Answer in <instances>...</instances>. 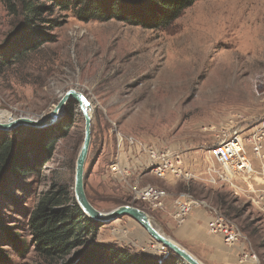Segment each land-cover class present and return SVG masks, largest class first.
<instances>
[{"label":"rangeland","instance_id":"374dc122","mask_svg":"<svg viewBox=\"0 0 264 264\" xmlns=\"http://www.w3.org/2000/svg\"><path fill=\"white\" fill-rule=\"evenodd\" d=\"M51 16L62 22L53 31L54 41L15 64L1 67L0 110L13 116H45L68 89L82 92L92 105L84 186L96 209L108 212L119 205L136 206L150 216L157 230L200 262L216 264L207 259V251L190 230L184 231L187 216L183 221L174 216L173 201L184 193L214 207L233 222L245 239L238 244L243 256L254 250L255 258L264 264V215L240 195L235 181L241 176L214 183L206 180L209 165L221 171L210 161L209 150L218 134H250L253 130L264 135V0H198L170 26L156 30L114 19L79 21L70 10H57ZM15 24L5 0H0V47ZM70 105L71 118L65 109L63 117L50 126L68 127L65 136L58 138L54 154L40 176L31 175L17 180L11 188L0 189L3 227H9L27 243L30 237L24 208L32 205L28 197L34 191L48 190L52 183L74 195L75 161L83 141L84 120L77 102L71 100ZM117 132L156 148L180 152L183 168L193 170L194 178L184 181L167 177L171 183L154 178L147 169H140L137 157L123 159L117 147ZM118 159V164L131 170L124 179L110 170ZM249 161L252 168L256 164L262 178V161L250 152ZM260 182L264 186L263 178ZM150 184L168 193L161 206L134 199V188ZM17 185L23 192L16 189ZM241 190L253 193V185ZM206 229L221 238L207 225ZM2 235L0 232V248L8 251L9 264L39 263L31 247L25 255L17 256ZM93 243L125 248L168 264L182 261L128 216L102 225L96 239H88L86 246Z\"/></svg>","mask_w":264,"mask_h":264},{"label":"trees","instance_id":"16d2710c","mask_svg":"<svg viewBox=\"0 0 264 264\" xmlns=\"http://www.w3.org/2000/svg\"><path fill=\"white\" fill-rule=\"evenodd\" d=\"M196 1L5 0L6 9L16 19V24L0 47V70L54 41L53 31L62 25L58 18L51 16L57 10H70L79 21L114 19L156 30L170 26ZM66 110L71 118L73 108L70 101ZM67 127L66 124H57L53 128L17 127L0 131V189L11 188L17 180H25L31 175L40 176L54 154L58 138L65 136ZM16 189L20 191L22 188L17 185ZM28 198L32 205L24 208L27 210L24 220L29 243L12 233L9 227H3L0 217L2 237L9 240L17 256L25 255L31 247L37 264H168L166 260L155 261L114 245L93 243L86 246L88 239H96L104 223L87 217L64 186L52 183L48 190L34 191ZM9 263L8 251L0 248V264ZM172 264H177V260Z\"/></svg>","mask_w":264,"mask_h":264},{"label":"built area","instance_id":"2783aa9c","mask_svg":"<svg viewBox=\"0 0 264 264\" xmlns=\"http://www.w3.org/2000/svg\"><path fill=\"white\" fill-rule=\"evenodd\" d=\"M259 130V129H257ZM117 139V147L123 159L137 157L140 160L141 170L147 169L149 174L156 179H166L167 177H175L180 180L188 181L194 178L193 170H186L183 167L180 152L167 149L165 147L156 148L153 144H147L133 136L122 135L120 132L115 133ZM264 135L259 131H251L250 134L234 131L226 133L223 131L218 134L212 141L210 146V161L216 163L221 171L216 170V166H208L206 169L207 182L214 183L216 181H224L227 177L243 176L251 167L249 161V152L262 161L263 181H264V153L262 151ZM250 145L251 149H248ZM114 163L110 166L113 175L127 177L131 170L127 166ZM125 161V160H124ZM139 167V166H138ZM215 168V169H214ZM117 178V177H116ZM229 180V179H226ZM234 185V183H231ZM135 193L134 199H141L149 202L155 207L161 206L162 201L166 198L167 192L160 187L144 185L138 189H133ZM261 192H264L262 190ZM175 210L174 216L179 220L183 219L188 213L197 206H204L210 214L207 223L208 230L213 234L221 236V240L228 246H235L241 243V230L226 217L222 216L214 207L207 205L203 201L194 199L187 194H180L173 201ZM245 240V239H244ZM244 243V242H243ZM180 264H185L180 261Z\"/></svg>","mask_w":264,"mask_h":264},{"label":"water","instance_id":"95a60500","mask_svg":"<svg viewBox=\"0 0 264 264\" xmlns=\"http://www.w3.org/2000/svg\"><path fill=\"white\" fill-rule=\"evenodd\" d=\"M71 100L77 102V109L84 120V136L75 161L74 173V202L79 206L82 212L100 223H110L120 217L128 216L137 221L148 235L170 250L173 256L178 257L186 264H203L193 254L180 246L174 240L157 230L151 222L150 216L142 209L133 205H119L108 212H102L96 209L88 200L84 186V166L88 155L91 142V118L92 105L86 96L75 89H68L61 94L56 105L45 116L8 115L0 117V131H10L17 127H27L33 129H44L55 124L65 114V107Z\"/></svg>","mask_w":264,"mask_h":264},{"label":"crops","instance_id":"0c3cea01","mask_svg":"<svg viewBox=\"0 0 264 264\" xmlns=\"http://www.w3.org/2000/svg\"><path fill=\"white\" fill-rule=\"evenodd\" d=\"M255 165L256 164L253 163V168L250 167L246 171L245 175L239 177L235 181V185L241 192L240 195L249 199L252 204L254 203L253 205L255 206V208H257L258 211L261 212L262 215H264V194H261V196H259L260 192L264 190V186L260 182L262 181V178H260L258 168ZM165 180L166 182L171 183L169 179ZM249 184L253 185V193H248L247 191L241 190L244 188L246 189ZM253 194L257 199H255ZM208 220L209 218L207 215V208H205L204 206H197L188 213L187 224L184 225V228H186L184 229V231H187V229H189V233L194 238V240H196L197 243L202 246V249L207 251V259L214 261L216 264H260L257 258H255L254 250L251 251L252 253L243 256L244 253H242V248H240L241 246H228L222 242L220 237H214L213 235L209 234L206 229V222ZM261 227L264 230V226ZM181 234L185 235V233ZM240 254L242 256L241 260H239Z\"/></svg>","mask_w":264,"mask_h":264},{"label":"bare ground","instance_id":"6f19581e","mask_svg":"<svg viewBox=\"0 0 264 264\" xmlns=\"http://www.w3.org/2000/svg\"><path fill=\"white\" fill-rule=\"evenodd\" d=\"M8 115H10V114L0 110V117H6ZM90 115L92 116V113L91 112H90Z\"/></svg>","mask_w":264,"mask_h":264}]
</instances>
